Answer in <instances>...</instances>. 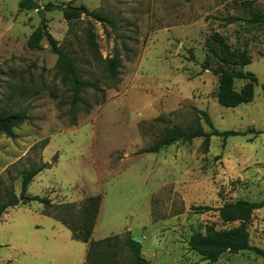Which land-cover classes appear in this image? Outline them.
<instances>
[{
  "label": "rangeland",
  "instance_id": "1",
  "mask_svg": "<svg viewBox=\"0 0 264 264\" xmlns=\"http://www.w3.org/2000/svg\"><path fill=\"white\" fill-rule=\"evenodd\" d=\"M18 2L0 0V110L23 113L27 121L13 130L14 139L0 135L1 188L18 194L22 171L46 164L26 194L76 208L100 196L93 241L127 232L149 264H264V207L247 225L250 245L262 256L225 253L209 263L187 246L206 226L237 225L220 221L221 205L264 197V0L72 1L112 25L45 13L49 34L98 91L84 92L73 109L46 41L40 50L27 48L40 17L18 11ZM214 33L248 53L250 64L241 70L257 79L252 100L235 108L218 104L219 78L200 68ZM107 58L118 63L115 79L104 72ZM206 64L220 66L212 59ZM243 86L232 82L237 93ZM201 111L215 130L246 134L213 136L206 153L200 138L139 153L175 125L209 132ZM86 249L37 202L0 217V264H83Z\"/></svg>",
  "mask_w": 264,
  "mask_h": 264
},
{
  "label": "trees",
  "instance_id": "2",
  "mask_svg": "<svg viewBox=\"0 0 264 264\" xmlns=\"http://www.w3.org/2000/svg\"><path fill=\"white\" fill-rule=\"evenodd\" d=\"M36 10L40 17L38 26L34 29L26 41V46L31 50H40V42L45 40L50 52L56 56V68L60 74L61 83L69 88L71 93V109L79 103L80 96L86 91L98 92L96 86L80 78L74 60L66 53L62 52L57 41L47 31V19L45 13L60 11L65 21L69 22L86 16L99 23L112 25V20L104 18L100 14L88 11L83 6H73L72 1L64 4L46 3L39 7L34 0H19L18 11ZM228 23H234L236 18H228ZM255 22H260V18H255ZM208 59L201 64L202 71L210 72L219 78L217 90V102L224 108H235L241 104L248 103L253 98V88L257 84V79L250 72H243L241 68L250 64V56L245 50L238 51L232 49L224 39L217 33L210 37V41L205 45ZM215 60L219 63L217 68H209L206 64L208 60ZM104 72L110 79H115L118 63L114 59L104 60ZM239 68V69H237ZM234 80L244 81V86L240 92H235L232 88ZM264 93V86H262ZM97 100H95V103ZM200 115L205 125L210 129L204 132L198 125L193 128H182L172 126L164 131L162 136L153 142L149 147L140 150L141 154H155L161 149L167 148L177 142H191L194 139H202L201 147L206 153L211 137H220L225 140L231 136L245 135L236 131L220 132L212 127L208 114L204 111ZM27 121L23 113L0 110V135L14 139L16 136L13 130ZM47 168L42 164L36 168L22 171L20 175L19 193L15 194L13 189L0 186V217L9 208H14L19 204L37 202L43 206V215L52 218L63 225L69 232L71 239L87 245L85 260L83 264H149L141 255V245L132 239L126 232L122 235H112L107 238L93 241L90 236L95 226V221L99 213L100 196H88L81 205L76 208L73 204L53 205L46 197L29 196L26 190L33 178L42 170ZM21 198V200H19ZM264 207V197L258 202H248L238 200L233 203H225L217 208L220 221L224 224L236 223L228 229L216 230L213 226H206L204 233H193L187 240L188 249L209 263H215L218 258L225 254L235 255L241 252L251 251L256 255H263L262 252L250 245L247 225L251 220L254 211ZM203 211L208 207L200 208Z\"/></svg>",
  "mask_w": 264,
  "mask_h": 264
},
{
  "label": "crops",
  "instance_id": "3",
  "mask_svg": "<svg viewBox=\"0 0 264 264\" xmlns=\"http://www.w3.org/2000/svg\"><path fill=\"white\" fill-rule=\"evenodd\" d=\"M64 1L69 2V1H73V0H64Z\"/></svg>",
  "mask_w": 264,
  "mask_h": 264
},
{
  "label": "water",
  "instance_id": "4",
  "mask_svg": "<svg viewBox=\"0 0 264 264\" xmlns=\"http://www.w3.org/2000/svg\"><path fill=\"white\" fill-rule=\"evenodd\" d=\"M19 200H21V198H19Z\"/></svg>",
  "mask_w": 264,
  "mask_h": 264
}]
</instances>
